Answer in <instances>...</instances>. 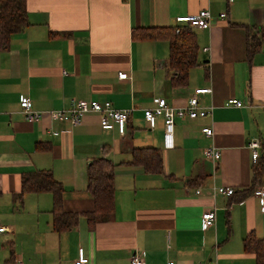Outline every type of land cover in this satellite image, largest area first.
<instances>
[{"label": "crops", "instance_id": "1", "mask_svg": "<svg viewBox=\"0 0 264 264\" xmlns=\"http://www.w3.org/2000/svg\"><path fill=\"white\" fill-rule=\"evenodd\" d=\"M22 5L30 25L0 53V227L7 229L0 233V264H71L79 249L90 264H129L135 252L145 264H256L242 242L250 233L264 239L259 200L250 194L236 201L213 189L246 191L253 181L248 144L257 140L264 147V43L247 61L244 31L264 27V0H22ZM202 10L209 11L212 24L192 29L198 66L186 88H174L167 42L134 41L131 33L173 28L177 18ZM120 74L127 78L120 80ZM199 88L212 90L199 96L203 106L213 107L211 116L177 119L174 148L164 149L162 118L150 129L143 110L157 98L183 107ZM22 96L43 113L77 100L133 111L124 136L103 131L96 114L77 126L47 114L31 124L20 111ZM231 98L245 107L225 106ZM205 126L212 127L213 137L201 133ZM210 146L221 153L215 163L202 156ZM142 147L160 150L161 175L129 163L131 150ZM101 155L115 166L114 210L90 227L82 216L93 208L86 168ZM36 171H50L63 187L64 210L80 215L69 231L52 230L51 194L13 198L22 175ZM208 211L215 220L203 231L201 215Z\"/></svg>", "mask_w": 264, "mask_h": 264}, {"label": "trees", "instance_id": "2", "mask_svg": "<svg viewBox=\"0 0 264 264\" xmlns=\"http://www.w3.org/2000/svg\"><path fill=\"white\" fill-rule=\"evenodd\" d=\"M30 25L22 0H0V53L7 52L11 37L21 33ZM173 28H135L131 33L134 41H165L168 44L167 71L169 83L174 88H186L189 75L198 66L199 48L192 29L181 26ZM247 61L259 52L264 43V27H245ZM131 165L140 167L148 175H161L162 159L155 147L133 148L130 152ZM114 164L106 155L93 159L86 168L87 191L92 199L91 211L82 214L90 227L114 210ZM264 176V161L253 164V181L246 191L229 196L236 201L254 193ZM190 182V181H189ZM51 194L52 230L55 233L69 231L76 226L80 215L66 212L63 208V187L54 180L50 171H36L22 175L21 189L14 199L20 201L26 194ZM243 251L253 254L256 264H264V239L254 233L248 234L243 242Z\"/></svg>", "mask_w": 264, "mask_h": 264}, {"label": "built area", "instance_id": "3", "mask_svg": "<svg viewBox=\"0 0 264 264\" xmlns=\"http://www.w3.org/2000/svg\"><path fill=\"white\" fill-rule=\"evenodd\" d=\"M220 19L225 18V14L219 15ZM176 32L178 27L185 26L190 29L208 30L212 24V16L207 10H202L198 14L187 17H179L176 19ZM203 51H206L204 49ZM120 80L127 78L125 74L118 75ZM212 93L210 88L195 89L193 94L185 102L183 107H174L169 105L164 98H157L153 102V106L143 110V119L150 129H153L156 125L158 118H162L163 122V147L170 150L174 148L173 133L175 127V121L179 120H196L205 119L212 114L213 107H205L200 103L199 96L209 95ZM227 107L243 108L245 105L236 99H228L224 103ZM19 107L21 114L28 123H36L41 120L44 114L51 117L52 120L59 123H69L71 126L80 125L83 118L90 114L99 115V126L103 131H117L120 136H124L126 133V123L132 114L133 109L117 110L113 108L110 102H98V101H74L69 108L56 111H50L43 113L34 109L31 100L27 96H22L19 99ZM201 133L207 137H213L212 127L205 126L201 129ZM53 135H58L54 133ZM248 148L252 150L253 164L263 159L264 161V147L257 140L248 144ZM202 156L204 159L209 160L211 163H215L220 159L221 153L214 146L207 147L203 150ZM234 190L230 187H219L213 189V194L229 197L234 194ZM196 194H200L199 191ZM260 202L261 212L264 213V185L257 188L253 195ZM215 220L214 211L204 212L201 215V229L203 231L213 226ZM5 227H0V233L5 232ZM15 264H22L21 261ZM71 264H90L89 259L84 255L83 250L79 249L76 259ZM129 264H145L144 258L138 252H135L129 259ZM167 264H173L169 262ZM205 264H215L208 262Z\"/></svg>", "mask_w": 264, "mask_h": 264}, {"label": "rangeland", "instance_id": "4", "mask_svg": "<svg viewBox=\"0 0 264 264\" xmlns=\"http://www.w3.org/2000/svg\"><path fill=\"white\" fill-rule=\"evenodd\" d=\"M1 225H2L3 227L6 226V224H4V223H2Z\"/></svg>", "mask_w": 264, "mask_h": 264}]
</instances>
